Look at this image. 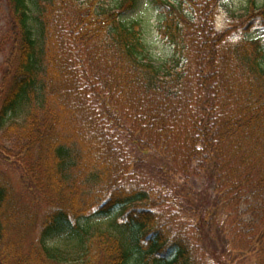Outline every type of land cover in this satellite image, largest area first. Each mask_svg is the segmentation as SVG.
Here are the masks:
<instances>
[{
    "label": "trees",
    "instance_id": "1",
    "mask_svg": "<svg viewBox=\"0 0 264 264\" xmlns=\"http://www.w3.org/2000/svg\"><path fill=\"white\" fill-rule=\"evenodd\" d=\"M173 1L198 12L156 0L178 57L164 69L148 59L138 22L122 18L139 0H7L15 66L0 128L15 139L11 157L28 159L40 198L25 201L0 175V264H212V248L206 259L198 247L220 200L251 217L240 228L252 242L264 241L261 40L232 45L214 32L216 0ZM249 3L264 17V4ZM126 141L182 176L197 236L160 211L163 189L137 173ZM116 211V235L80 225ZM63 233L75 237L71 249L48 245Z\"/></svg>",
    "mask_w": 264,
    "mask_h": 264
},
{
    "label": "rangeland",
    "instance_id": "2",
    "mask_svg": "<svg viewBox=\"0 0 264 264\" xmlns=\"http://www.w3.org/2000/svg\"><path fill=\"white\" fill-rule=\"evenodd\" d=\"M85 1V0H80ZM250 0H217L214 26L218 32L226 31V38H231L232 42L238 43L244 39H262L264 47V17L253 16L251 14ZM103 4L112 6L114 0H103ZM257 6L264 4V0H257ZM188 9L190 7L188 6ZM123 18L128 23L139 22L137 28L141 29L142 37L146 43L148 57L157 65H172L175 61L172 47L160 33L162 13L155 6L153 0H139L136 10L125 14ZM11 18L7 0H0V105L6 93L11 72L15 66L14 40L11 33ZM43 116L39 117L41 121ZM9 124V123H8ZM3 130V129H2ZM4 130H0V174L8 181L17 192L27 193L25 201L29 202L33 194L40 198V193L34 181L27 173L26 162L28 159L8 157L12 151L16 150V142L11 135L5 136ZM127 152L131 158H135L137 173L144 176L148 185L163 189L162 197L171 196L174 203L168 206L161 205L160 211H179L184 222L189 226V234L197 236L195 224L197 216L192 211V202L185 198L182 192V176L171 177L172 168L168 165L156 161L153 158H143L140 153L131 148L128 141L125 142ZM140 162V165H137ZM200 190L205 189L206 181L200 180L196 185ZM210 200H215L218 195L208 191ZM215 212V217L211 220L207 218L205 222L204 237L199 244L198 252L207 258L203 250L205 247L212 248L215 256L209 257L212 264H264V241L261 243L252 242L248 235H245L244 228H240L241 222L249 217L245 214H229L227 208L221 202ZM43 213V205L38 210ZM174 214V213H173ZM243 219V221H242ZM118 214L110 216L95 217L87 222L81 223L83 226H90L92 231L115 232ZM196 221V222H195ZM198 224V223H197ZM35 239L38 238L34 235ZM251 240V244L249 241ZM50 247L71 249L75 243L72 233H63L48 240Z\"/></svg>",
    "mask_w": 264,
    "mask_h": 264
}]
</instances>
